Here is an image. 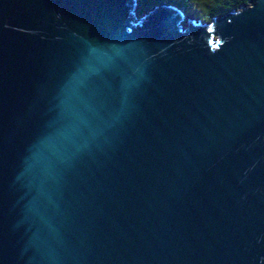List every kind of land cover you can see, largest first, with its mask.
Segmentation results:
<instances>
[{"label":"water","instance_id":"1","mask_svg":"<svg viewBox=\"0 0 264 264\" xmlns=\"http://www.w3.org/2000/svg\"><path fill=\"white\" fill-rule=\"evenodd\" d=\"M137 3L0 0V264H264V0Z\"/></svg>","mask_w":264,"mask_h":264},{"label":"trees","instance_id":"2","mask_svg":"<svg viewBox=\"0 0 264 264\" xmlns=\"http://www.w3.org/2000/svg\"><path fill=\"white\" fill-rule=\"evenodd\" d=\"M161 1L174 4L179 8H183L185 11L187 6H190L193 2H198L202 7V13H204V16H202L204 21L209 20L213 15L225 13L246 2V0H138L137 12L139 14L146 12L152 6L159 4ZM183 4L184 6H182ZM193 16L198 17L195 14ZM198 18L200 19V17Z\"/></svg>","mask_w":264,"mask_h":264},{"label":"rangeland","instance_id":"3","mask_svg":"<svg viewBox=\"0 0 264 264\" xmlns=\"http://www.w3.org/2000/svg\"><path fill=\"white\" fill-rule=\"evenodd\" d=\"M203 3V2H202ZM155 6V5H154ZM182 6H184V4L182 5ZM201 9H202V7H201V5H200V3H195V2H193L190 6H187L186 7V11H185V13L188 15H197L198 17H200V20L201 21H204L203 20V18H202V16H204V13H202V11H201ZM144 13V12H143ZM188 15V16H189ZM208 21V20H207ZM182 25H183V27L186 25V22H185V19L182 21Z\"/></svg>","mask_w":264,"mask_h":264}]
</instances>
